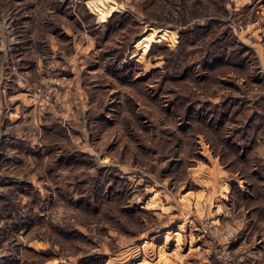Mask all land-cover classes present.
Listing matches in <instances>:
<instances>
[{"label": "rangeland", "instance_id": "obj_1", "mask_svg": "<svg viewBox=\"0 0 264 264\" xmlns=\"http://www.w3.org/2000/svg\"><path fill=\"white\" fill-rule=\"evenodd\" d=\"M263 7L264 0H0V264H264L254 253L264 218L245 219L244 205L230 199L232 182L247 192L226 166L230 121L211 127L200 111L186 112L264 96V38L249 30ZM182 9L192 12L188 25L231 26L250 58L245 78L208 79L206 68L171 77ZM114 15L108 31L97 29ZM206 46L189 47V60L203 59ZM118 49L141 66L127 80L108 70ZM263 139L247 157H264ZM76 149V166L55 161ZM100 167L123 178L127 200ZM98 179L99 206L71 201Z\"/></svg>", "mask_w": 264, "mask_h": 264}, {"label": "trees", "instance_id": "obj_2", "mask_svg": "<svg viewBox=\"0 0 264 264\" xmlns=\"http://www.w3.org/2000/svg\"><path fill=\"white\" fill-rule=\"evenodd\" d=\"M193 8L197 10L196 5H194ZM191 13L189 9L187 11L182 9L179 14L180 19L177 23L183 25V29L181 31L178 52L171 53L172 58L169 64L172 65L175 70L171 77L176 79V77H181L185 73L191 71L195 72L197 70L201 71L203 68H206L210 72L208 79L212 78L216 80L228 75H238L241 78H245L244 73L248 71L250 58L247 55L244 56L242 53L244 52L242 49H244L245 45L237 40L231 26L217 20H214V22H211L209 25L198 23L188 25L190 23L188 18H190ZM117 16L118 15H114V17L108 20L102 27H98L97 29H106L108 31L113 23V19L117 18ZM217 26V33L214 31L212 35L208 37L209 31L214 30L213 27ZM200 40L207 43V54L203 59L195 54L196 58L190 61V53L187 50ZM116 51H118V54L114 61L109 62L108 70L119 79L127 80L130 78V74L134 67L139 66V62L135 60L123 61L124 51L120 49ZM226 82L231 85L234 84L230 78L227 79ZM243 94L248 95V92L245 90ZM236 99H238V104L233 103V100L225 101L222 99L218 103L209 102L208 106H204L200 109H195V106L191 104L188 106V109H186V112L193 115L195 112L200 111V121L203 123L207 122L211 127L215 126V121L221 124H224L226 121L225 125H229L227 121H230V131L229 133L226 132L225 149L231 151V157H228L229 163L228 165L226 164V166L228 167L229 174L242 180L247 187V192H245L238 182H232L230 199H235L239 204L244 205L243 213L244 216H246L245 219H250V221L253 219L254 221H261L264 218V157L261 155L252 160L253 158L251 155L247 157V153H250L255 146L259 145L258 143L261 142L259 141L260 137L264 135V96L259 97L258 100L253 101V103H250L248 98H244L243 101L240 100L241 98ZM186 102L187 100L184 99L182 104ZM184 111L185 109L182 113H184ZM231 126L233 128H231ZM50 148L51 147H49V149ZM213 152L215 155L221 156V158L227 154H219L216 150H213ZM81 153H83V151L78 149L67 150L55 161H58L57 163L59 164L64 163L65 167H68L82 160ZM99 170L103 174L107 172L112 173L111 175L114 179L112 184L113 191L116 192L119 197L127 200V198H125L127 188L123 178H120L112 172L110 167H100ZM115 183H117L116 186ZM19 184V186L17 185L18 190L22 191L26 187V184ZM101 185V180H94L93 183L88 184V194L81 195L77 201H71L77 205L81 203L79 207L84 209H86L87 203L89 204V208L99 206L100 204L98 201H101L103 197V192H98ZM130 209L132 210V208ZM2 243L3 241L0 242L1 246ZM6 259L4 264H12V259Z\"/></svg>", "mask_w": 264, "mask_h": 264}, {"label": "crops", "instance_id": "obj_3", "mask_svg": "<svg viewBox=\"0 0 264 264\" xmlns=\"http://www.w3.org/2000/svg\"><path fill=\"white\" fill-rule=\"evenodd\" d=\"M259 12L264 15V7L262 9H260L258 11V13ZM251 19H252V26L250 27L249 30L250 31H253L256 28V30H258V33H259V34H257L258 35V38H264V17L258 18V16H254ZM258 21H259V25H258ZM261 237L262 238H260L258 240V242H257V248H258L257 250L258 251H255L254 252V253H257L256 258H255V259H257V261L260 260V259H262V256L264 257V234H263V232H262V236Z\"/></svg>", "mask_w": 264, "mask_h": 264}]
</instances>
